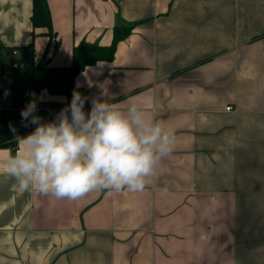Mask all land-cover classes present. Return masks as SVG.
Segmentation results:
<instances>
[{
  "label": "crops",
  "instance_id": "crops-1",
  "mask_svg": "<svg viewBox=\"0 0 264 264\" xmlns=\"http://www.w3.org/2000/svg\"><path fill=\"white\" fill-rule=\"evenodd\" d=\"M47 5L51 36L34 28L33 0H0V50L18 49L24 66L65 67L74 47L110 46L116 26L132 25L112 60L76 76L85 111L93 98L137 103L174 130L175 145L143 191L78 201L19 190L5 161L22 146L1 147L0 264H264V0ZM7 84L0 69V109Z\"/></svg>",
  "mask_w": 264,
  "mask_h": 264
},
{
  "label": "clouds",
  "instance_id": "clouds-1",
  "mask_svg": "<svg viewBox=\"0 0 264 264\" xmlns=\"http://www.w3.org/2000/svg\"><path fill=\"white\" fill-rule=\"evenodd\" d=\"M87 99L74 90L70 104L49 122L34 114L35 101L21 111L24 126L36 127L15 137L21 150L5 161L19 190L78 201L94 191H143L154 181L174 149V130L149 119L137 103L122 110L93 98L86 112Z\"/></svg>",
  "mask_w": 264,
  "mask_h": 264
},
{
  "label": "trees",
  "instance_id": "trees-1",
  "mask_svg": "<svg viewBox=\"0 0 264 264\" xmlns=\"http://www.w3.org/2000/svg\"><path fill=\"white\" fill-rule=\"evenodd\" d=\"M32 22L34 28H47L46 34L53 35L52 21L47 5V0H33ZM133 26L120 25L114 28V39L110 46L79 45L73 49V63L70 66H51L48 60L38 63L31 62L21 70L15 69L8 62L9 49L0 50V69L8 87L12 91L11 104L9 107L0 109V148L16 145L15 137L20 136L23 131L16 125V120L21 116V111L29 102L37 99V94L47 90L51 95H66L72 97L74 90L80 92L76 85V76L85 67L99 60H112L115 56L117 45L127 38ZM29 48H33L30 45ZM17 70L22 72L21 78L17 77ZM17 77V78H16ZM15 128V132L11 127Z\"/></svg>",
  "mask_w": 264,
  "mask_h": 264
},
{
  "label": "built area",
  "instance_id": "built-area-1",
  "mask_svg": "<svg viewBox=\"0 0 264 264\" xmlns=\"http://www.w3.org/2000/svg\"><path fill=\"white\" fill-rule=\"evenodd\" d=\"M9 55L12 57V66L15 69L22 68L25 64L23 59L19 58V50L18 49H12L9 53ZM7 93H9V89L4 88L0 92V96H5ZM37 104L35 115H38L42 118V122H49L55 119L56 115L60 112V110L70 103H60V102H45L39 99L35 100ZM24 109V108H23ZM22 109V110H23ZM84 109L87 110V101L85 102ZM228 110H231V107H227ZM27 123L26 121L22 120V117L20 116L16 120V125L19 129L25 132L33 131L35 129V125L28 124L27 127L24 126V124ZM240 264V263H235Z\"/></svg>",
  "mask_w": 264,
  "mask_h": 264
},
{
  "label": "rangeland",
  "instance_id": "rangeland-1",
  "mask_svg": "<svg viewBox=\"0 0 264 264\" xmlns=\"http://www.w3.org/2000/svg\"><path fill=\"white\" fill-rule=\"evenodd\" d=\"M1 97V96H0Z\"/></svg>",
  "mask_w": 264,
  "mask_h": 264
}]
</instances>
